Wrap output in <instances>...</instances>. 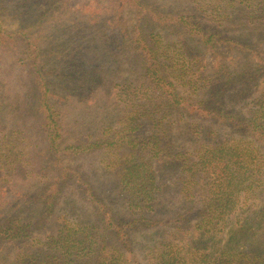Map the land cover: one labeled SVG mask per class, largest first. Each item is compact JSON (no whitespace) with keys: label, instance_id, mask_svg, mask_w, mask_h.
<instances>
[{"label":"trees","instance_id":"1","mask_svg":"<svg viewBox=\"0 0 264 264\" xmlns=\"http://www.w3.org/2000/svg\"><path fill=\"white\" fill-rule=\"evenodd\" d=\"M17 1L26 6L0 0V47L14 54L6 77L17 80L0 90V186L3 176L32 179L23 186L41 214L4 216L0 205V243L14 247L8 264H264V0H183L185 11L108 0L104 14L84 19L93 36L82 53L75 38L86 29L72 0H46L43 13ZM60 27L68 36L51 41ZM125 57L129 73L115 81ZM191 114L240 136L176 150L174 126ZM30 129L40 143H30ZM95 152L101 170L117 175L129 216L69 162ZM155 163L179 174L183 209L174 215H156L171 185ZM72 183L78 191L66 192ZM21 196L15 205L25 208ZM136 229L163 235L144 263L133 252Z\"/></svg>","mask_w":264,"mask_h":264},{"label":"rangeland","instance_id":"2","mask_svg":"<svg viewBox=\"0 0 264 264\" xmlns=\"http://www.w3.org/2000/svg\"><path fill=\"white\" fill-rule=\"evenodd\" d=\"M156 1H159V0H156ZM16 2L18 1L10 0L9 3L11 7H15ZM33 2L37 3V7L41 9L40 13H43L44 8L46 7V0H34ZM162 3L165 4L167 7L172 6V5L176 7H180V9L184 11L187 10V6L191 4L190 2L186 3L183 0H164V2L162 1ZM70 4H71L70 5L71 8L76 9L78 13L81 15L82 20L80 24L84 25V28L82 30L85 31L86 29V31L83 34L78 35L79 37L75 38V44L78 48H80V52L82 53V46H85L87 44V48H88L89 41L91 40L93 36L92 32H88V26L90 25H89V22H86V21L84 22L85 17L89 19V17L91 16V13L99 9H101V13L104 14L106 8H109V7L111 8V6L114 5L115 3L113 1L109 2L108 0L106 1L105 0H72L70 1ZM19 5H22L23 8L26 6V4L23 5V2L21 1H20V4L17 3L16 7L19 8ZM11 11L15 17H11V14L3 15L5 19L4 24L6 27L10 29L15 27L18 24V20H17L18 17L16 16V13L13 12V10ZM62 28L63 27L58 28V31L53 30L54 32L53 39L51 41H61L64 35L65 37L68 36L66 33L64 34L62 33L61 31ZM46 30L50 31V28L48 26L42 27L41 32L43 31L45 32ZM89 31H90V28H89ZM43 42L45 44V41ZM48 44L50 43L49 41L46 40V45ZM87 52H88V56L91 57L92 56L91 49L89 51L87 50ZM13 56H14L13 52L4 50L2 47H0V90L1 88L4 87L2 83H6L7 85H15L17 83L16 79H9L8 77H6L7 73L11 71V64L13 63V60H14ZM125 60L126 61H122L121 63L118 64L120 69L123 72L122 71L120 72L119 76L115 79V81L120 79L121 76L129 73L127 69V65L123 62L130 61V59L125 57ZM208 60L209 62H211V59H209V57H208ZM115 61H116V57H114L110 61L109 66H115L117 62ZM136 75L138 76V74ZM187 89H188V86L182 87V91L185 95L187 94ZM253 98L254 96L249 100L251 103L243 108L244 112H247L248 109H250V107L253 105V102H252ZM97 125L101 126L102 123L98 122ZM28 133L31 136V141H30L31 144L34 145L35 143L36 144L40 143L39 141L40 134L37 131L30 129ZM143 133L147 136L151 132L149 128H147V129H144ZM239 136H240L239 133L237 134L234 131L229 130L228 127L223 126L217 121H213V119H210V118L208 119L206 117H202L201 115L191 114L187 116L185 120L179 121L174 126L173 132L170 137V142L174 145L176 150L193 151L196 148L201 147L203 144L209 143L214 140L221 141V140H226V139L237 138ZM101 158H102V154L95 152V153H89V154H80L79 156H76L74 159H72L69 162L73 163L75 167L83 171L87 175V177L95 183V185L94 183L93 185L96 187L97 193L103 199L105 198L106 201L110 202L113 209H115L116 211H119L121 214L123 213L124 215L129 216L130 212L127 210L126 205H125L126 200L124 199L122 195H119V184L117 183L118 181L117 175H115V173L113 172H109V171L105 172L101 170L100 168ZM154 168L156 169L159 177L162 179V182L168 185H171L170 190H163L159 193V197H158L159 202L157 201L159 203V208H158L159 210L156 213V215L157 217H166L169 215H174L175 213L183 209V202L179 201L181 199V196L178 193V189H176L177 187L173 184L174 182L179 180V174L175 170L163 169L157 163L154 164ZM2 178H3V181L4 180L7 181V182H3L2 186H0V205H5L4 216L7 213H10V214L20 213V214L27 215L28 217L34 218V217H37L38 214H41L40 209L33 208L38 205V203L34 201L33 198L31 199L32 194H34L32 191L33 189H30L28 186L27 187L23 186L26 183H31L33 181L32 179H30V181L25 183L20 178H16L12 180L10 179V177H7V176H3ZM72 190L78 191L77 187L73 183H72L71 188L68 187L65 189L66 192H71ZM76 193L77 192H74V194ZM21 194L26 195L27 199L29 200L25 208L22 204L20 208L15 205L16 202L18 201L22 202L25 200L22 198ZM77 196L78 198H80L79 194ZM262 197H263V194L259 196L257 199H261ZM3 199L7 200L8 202L3 203ZM192 206L195 207V211L194 213L192 212L191 215L193 219L196 220L198 218L197 210L200 206L199 201L197 200L195 204H192ZM13 210H15V212ZM134 234L137 239V244L135 246V249H133L134 255L138 257V261L144 263L145 262L144 261L145 251L148 248V244L151 243L152 241H157L158 239L162 238L163 235L156 234L155 230L153 229L151 230L136 229L134 231ZM13 249L14 247L12 245H9V244L6 245V243H0V264H8L9 261L13 260V253H14Z\"/></svg>","mask_w":264,"mask_h":264}]
</instances>
